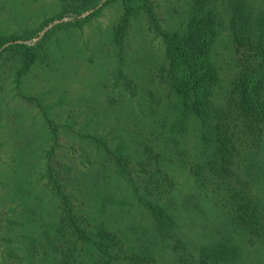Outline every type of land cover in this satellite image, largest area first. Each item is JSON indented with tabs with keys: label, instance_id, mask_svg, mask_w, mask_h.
I'll use <instances>...</instances> for the list:
<instances>
[{
	"label": "rangeland",
	"instance_id": "374dc122",
	"mask_svg": "<svg viewBox=\"0 0 264 264\" xmlns=\"http://www.w3.org/2000/svg\"><path fill=\"white\" fill-rule=\"evenodd\" d=\"M148 1L171 32L195 2ZM218 1L227 17L230 0ZM246 2L260 34L264 1ZM84 6L0 0L4 48L39 51L22 74L16 50L0 61V264H264V237L236 224L231 181L211 172L202 120L162 80L166 44L145 10L119 42L122 0ZM213 58L221 108L239 70L228 28Z\"/></svg>",
	"mask_w": 264,
	"mask_h": 264
},
{
	"label": "trees",
	"instance_id": "16d2710c",
	"mask_svg": "<svg viewBox=\"0 0 264 264\" xmlns=\"http://www.w3.org/2000/svg\"><path fill=\"white\" fill-rule=\"evenodd\" d=\"M83 1L82 13L99 7L104 0ZM122 2L126 12L115 30L117 40L123 41L131 19L145 10L166 44L168 62L163 68V82L178 94L185 113L202 120L205 139L214 146L211 172L231 181L228 195L233 220L237 225L252 224L253 232L264 237V26L259 34L246 0H230L227 17L221 12L223 1L195 0L187 27L178 32L162 29L148 0ZM227 28L239 70L233 76L226 105L218 108L213 99L220 72L213 50L221 31ZM12 40L0 37V61L5 50H16L25 58L22 74L36 63L39 51L20 43L5 49ZM198 168L193 170L195 174ZM60 187L57 185V192L64 197L67 207L69 196ZM70 213L75 221L72 209ZM155 213L161 224L172 217L164 208H156ZM260 223L261 227H253Z\"/></svg>",
	"mask_w": 264,
	"mask_h": 264
}]
</instances>
